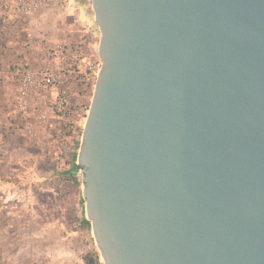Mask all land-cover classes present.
Instances as JSON below:
<instances>
[{"label": "water", "instance_id": "obj_1", "mask_svg": "<svg viewBox=\"0 0 264 264\" xmlns=\"http://www.w3.org/2000/svg\"><path fill=\"white\" fill-rule=\"evenodd\" d=\"M77 155L103 264H264V0H91Z\"/></svg>", "mask_w": 264, "mask_h": 264}, {"label": "rangeland", "instance_id": "obj_2", "mask_svg": "<svg viewBox=\"0 0 264 264\" xmlns=\"http://www.w3.org/2000/svg\"><path fill=\"white\" fill-rule=\"evenodd\" d=\"M100 38L91 0L43 11L31 27L0 0V264H103L86 216L82 173H72L78 152L64 165L55 161L53 146L42 153L15 107L19 70L37 66L41 44L88 39L97 57ZM92 98L89 92L84 102Z\"/></svg>", "mask_w": 264, "mask_h": 264}, {"label": "built area", "instance_id": "obj_3", "mask_svg": "<svg viewBox=\"0 0 264 264\" xmlns=\"http://www.w3.org/2000/svg\"><path fill=\"white\" fill-rule=\"evenodd\" d=\"M68 0H4L7 13L32 26L43 11L65 7ZM88 39L73 43L40 45L41 59L33 69L18 74L16 111L26 133L42 153L53 146L55 161L64 165L77 154L102 61L92 52ZM36 129L39 133H37ZM36 132V135L33 134Z\"/></svg>", "mask_w": 264, "mask_h": 264}, {"label": "trees", "instance_id": "obj_4", "mask_svg": "<svg viewBox=\"0 0 264 264\" xmlns=\"http://www.w3.org/2000/svg\"><path fill=\"white\" fill-rule=\"evenodd\" d=\"M76 160H77V157H76L75 161H76ZM77 169H79V168H78V166H77V164H76V165H75V171H72V173H75ZM101 264H102V263H101Z\"/></svg>", "mask_w": 264, "mask_h": 264}]
</instances>
